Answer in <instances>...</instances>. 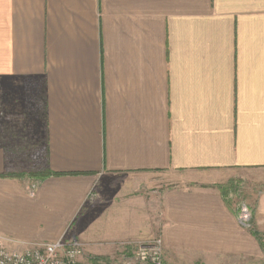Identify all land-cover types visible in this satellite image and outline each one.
Returning a JSON list of instances; mask_svg holds the SVG:
<instances>
[{
    "label": "crops",
    "instance_id": "obj_1",
    "mask_svg": "<svg viewBox=\"0 0 264 264\" xmlns=\"http://www.w3.org/2000/svg\"><path fill=\"white\" fill-rule=\"evenodd\" d=\"M40 88L53 174L19 176L0 139L11 247L160 236L167 264H264V186L249 230L216 180L264 170V0H0L1 117L40 129ZM167 170L197 184L151 191Z\"/></svg>",
    "mask_w": 264,
    "mask_h": 264
},
{
    "label": "rangeland",
    "instance_id": "obj_2",
    "mask_svg": "<svg viewBox=\"0 0 264 264\" xmlns=\"http://www.w3.org/2000/svg\"><path fill=\"white\" fill-rule=\"evenodd\" d=\"M36 96L40 97L37 102L42 121L40 122V129H36L37 116L34 117L26 111L18 113L17 115H14L10 118H4V116L1 117L0 115V139L1 142L7 147L10 169L17 170L18 172L16 173L19 176H27L33 179H42L43 176L40 173H44V169L47 165V141L44 130V103L42 100L41 88L40 93ZM33 98H36L35 95H33ZM34 113L36 114V111H34ZM224 174V178L216 176V180L221 182L226 181L224 184L218 185V189L223 192H227L229 199L233 201L236 207H239L241 202H245L247 204L251 210L252 216L247 221L248 226L246 228L253 230L254 211L246 200V192L254 186L263 188L264 184L262 181H264V170L246 171L241 169L231 171L230 173L226 172ZM152 177H154L153 184L156 186H153L151 191L157 192L178 187H194L195 184H197L191 181V179L197 176L184 171H161L158 173H153ZM155 238L161 237L157 236ZM123 244L131 246L130 242H123ZM123 251H126V249ZM134 254L135 253L133 250V252L130 253L120 252L116 253L115 255H109L105 257H91L87 255L86 247V252L81 258V264H126L125 259L128 260L129 258H132ZM164 261L167 264L165 255ZM134 264H139V262L135 259Z\"/></svg>",
    "mask_w": 264,
    "mask_h": 264
},
{
    "label": "built area",
    "instance_id": "obj_3",
    "mask_svg": "<svg viewBox=\"0 0 264 264\" xmlns=\"http://www.w3.org/2000/svg\"><path fill=\"white\" fill-rule=\"evenodd\" d=\"M252 216L245 202L238 207L237 219L245 227ZM11 239L0 235V264H81L87 244L79 238L65 232L55 241L30 243L24 248H13ZM138 247V248H137ZM134 250V256L125 259L126 264H166L164 246L161 238H153L140 243Z\"/></svg>",
    "mask_w": 264,
    "mask_h": 264
},
{
    "label": "trees",
    "instance_id": "obj_4",
    "mask_svg": "<svg viewBox=\"0 0 264 264\" xmlns=\"http://www.w3.org/2000/svg\"><path fill=\"white\" fill-rule=\"evenodd\" d=\"M40 174L43 176V178H45V177H47V176H49V175H51V174H53V173H50V172H46V171H45L44 173L41 172Z\"/></svg>",
    "mask_w": 264,
    "mask_h": 264
}]
</instances>
